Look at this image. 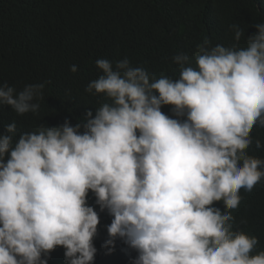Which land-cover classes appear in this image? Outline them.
Listing matches in <instances>:
<instances>
[{"label": "clouds", "instance_id": "9594fccd", "mask_svg": "<svg viewBox=\"0 0 264 264\" xmlns=\"http://www.w3.org/2000/svg\"><path fill=\"white\" fill-rule=\"evenodd\" d=\"M235 42L197 46L173 62L178 78H156L127 58L98 59L102 75L86 88L109 102L75 126L41 124L14 141L0 135V264H48L58 246L66 264H95L100 212L113 217L105 247L123 240L133 264H264L258 238L234 231L240 191L264 179L250 156L254 126L264 128V22ZM77 66H71L75 73ZM45 85L0 86V106L39 114ZM171 106V115L162 111ZM257 149L264 147L255 140ZM222 202L223 211L216 207ZM112 246V247H109Z\"/></svg>", "mask_w": 264, "mask_h": 264}, {"label": "trees", "instance_id": "16d2710c", "mask_svg": "<svg viewBox=\"0 0 264 264\" xmlns=\"http://www.w3.org/2000/svg\"><path fill=\"white\" fill-rule=\"evenodd\" d=\"M264 22V0H0V86L7 83L17 91L29 84L45 85L39 114L17 115L11 106H0V135L15 122L14 141L41 124L58 126L65 119L73 126L88 110L109 102L104 94L93 95L87 85L102 75L96 61L113 64L127 58L133 67H143L156 78H178L179 65L173 57L188 54L195 65L197 46L209 40L212 46H231L238 24L247 36ZM77 66L73 73L71 66ZM162 111L171 115V106ZM250 156L264 158V128L254 126ZM241 202L231 210L233 230L258 238L252 255L264 251V179L249 192L241 189ZM91 191L88 203L100 215L95 264H133L137 253L123 240L109 252L105 241L111 217L100 212ZM216 207L225 210L222 202ZM112 247V246H109ZM48 264H66L65 249L58 246L46 257Z\"/></svg>", "mask_w": 264, "mask_h": 264}]
</instances>
